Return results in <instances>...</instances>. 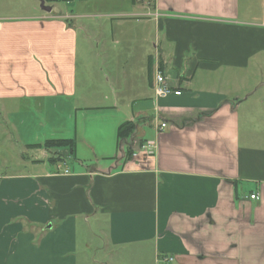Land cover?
<instances>
[{
	"label": "crops",
	"instance_id": "crops-1",
	"mask_svg": "<svg viewBox=\"0 0 264 264\" xmlns=\"http://www.w3.org/2000/svg\"><path fill=\"white\" fill-rule=\"evenodd\" d=\"M0 1V101L71 94L75 34L56 0L21 14ZM129 1L123 43L154 42L129 112L95 154L108 161L69 168L44 150L1 175L0 264H77L91 218L108 249L149 250L155 264H264V0L256 11L250 0ZM156 69L179 95L155 94ZM226 81L241 86L234 100ZM125 121L135 128L118 142Z\"/></svg>",
	"mask_w": 264,
	"mask_h": 264
},
{
	"label": "rangeland",
	"instance_id": "rangeland-1",
	"mask_svg": "<svg viewBox=\"0 0 264 264\" xmlns=\"http://www.w3.org/2000/svg\"><path fill=\"white\" fill-rule=\"evenodd\" d=\"M32 1L15 0L13 14H21L23 7ZM41 1L49 6L47 0H38L39 8ZM250 2L256 11L262 0ZM129 3V0H56L50 3L56 12L69 18L74 29L73 91L69 95L49 92L39 98L0 101V176L23 171V157L43 154L42 144L51 138L75 139L76 155L70 154L66 147L45 150L53 160H66L69 168L108 161L96 159L95 154L99 156L97 150L108 145L109 131L114 129L117 119L129 112V98L139 76L147 68V56H143L152 49L154 42L151 34L145 47L123 43L120 31L133 30L130 26L133 24L126 23L120 29L117 20L119 14L129 10ZM249 82H255L254 78ZM47 83L54 90L51 81ZM221 88L233 100L234 94L242 90L240 85L227 81ZM114 105L122 108V114L113 110ZM113 149L112 146L110 152ZM104 239V225L99 220L91 218L88 224L80 222L77 264H155L149 250L140 254L133 250L111 251L104 246Z\"/></svg>",
	"mask_w": 264,
	"mask_h": 264
},
{
	"label": "trees",
	"instance_id": "trees-1",
	"mask_svg": "<svg viewBox=\"0 0 264 264\" xmlns=\"http://www.w3.org/2000/svg\"><path fill=\"white\" fill-rule=\"evenodd\" d=\"M134 123L131 121H125L121 123L117 128V141H121L122 139H127L132 132L134 131ZM45 150H51L52 148H68V152L72 155L75 153V139L74 138H51L44 141L42 144ZM133 154V151L130 148L125 150V159H129ZM52 161V158H50Z\"/></svg>",
	"mask_w": 264,
	"mask_h": 264
},
{
	"label": "built area",
	"instance_id": "built-area-1",
	"mask_svg": "<svg viewBox=\"0 0 264 264\" xmlns=\"http://www.w3.org/2000/svg\"><path fill=\"white\" fill-rule=\"evenodd\" d=\"M153 89L154 92L157 96H165L170 93H173L175 95H179L180 91L178 90H173V88L168 84L167 78L163 74V72L159 69H156L154 73V80H153ZM166 126V123H160V127L163 128ZM153 145L150 143H145L144 145L141 146V150L146 152L147 154H152L153 151ZM69 172L68 168L63 169V173L67 174ZM251 199H257L258 195L252 194L250 195ZM171 260V258H169Z\"/></svg>",
	"mask_w": 264,
	"mask_h": 264
},
{
	"label": "water",
	"instance_id": "water-1",
	"mask_svg": "<svg viewBox=\"0 0 264 264\" xmlns=\"http://www.w3.org/2000/svg\"><path fill=\"white\" fill-rule=\"evenodd\" d=\"M40 8L43 9L44 11H47V12H49L51 10V7L50 6H46L44 4V1H41Z\"/></svg>",
	"mask_w": 264,
	"mask_h": 264
}]
</instances>
